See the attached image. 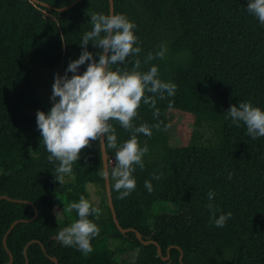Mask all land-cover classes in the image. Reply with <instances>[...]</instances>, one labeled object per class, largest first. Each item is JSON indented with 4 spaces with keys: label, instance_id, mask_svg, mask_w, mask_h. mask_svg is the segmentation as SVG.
<instances>
[{
    "label": "trees",
    "instance_id": "1",
    "mask_svg": "<svg viewBox=\"0 0 264 264\" xmlns=\"http://www.w3.org/2000/svg\"><path fill=\"white\" fill-rule=\"evenodd\" d=\"M42 1L62 7L74 0ZM247 3L114 0L115 14L136 24L142 51L110 67L131 71L139 58V71L155 65L160 79L177 85L174 96H157L158 118L141 102L133 120L136 127L160 123L151 137L138 134L140 146L146 144L149 151L144 168L134 166L135 190L119 199L111 181L120 224L157 241L160 255L156 243L144 244L136 231L123 233L117 226L106 181L99 175L104 168L99 142L81 151L60 185L54 178L59 162H49L36 116L27 113L41 105L34 75L44 69L64 75L82 52L83 35L92 30L91 15H111L110 0H81L66 11L34 0H0V195L30 200L39 209L34 220L21 221L35 215V205L0 200V264L10 260L8 250L13 264H25V247L33 239L41 241L46 252L32 242L28 264H55L51 257L58 264H264V137L252 139L243 122L236 126L227 116L230 106L241 101L264 110V25L247 11ZM162 44L167 46L166 57L145 64L148 53L155 55ZM87 47L98 60L99 49L91 41ZM86 67L87 62L79 72ZM110 123L119 147L131 131L117 121ZM115 151L107 149L109 169L115 166ZM146 180L153 185L151 193L144 187ZM89 184L102 196L99 206ZM209 190L215 193L211 203L219 209L216 216L232 213L224 227L210 223ZM81 195L101 210L99 219L89 217L100 232L87 256L56 239L63 227L78 219L75 210L70 217L66 205L78 202ZM165 203L175 204V211L156 209ZM15 220L20 221L8 233L6 248L4 236Z\"/></svg>",
    "mask_w": 264,
    "mask_h": 264
},
{
    "label": "clouds",
    "instance_id": "2",
    "mask_svg": "<svg viewBox=\"0 0 264 264\" xmlns=\"http://www.w3.org/2000/svg\"><path fill=\"white\" fill-rule=\"evenodd\" d=\"M246 9L264 25V0H248ZM90 22L92 30L86 32L79 43L82 48L79 58L69 62L63 76L55 74L50 97L52 107L47 113L38 110L36 123L49 153V162H59L54 178L60 185L65 182V176L72 173V166L79 160L81 151L89 147L91 142H99V146L105 150L115 149V166L110 169L104 167L99 175L109 182L115 181L114 189L119 193L118 198L124 199L136 188L134 166L138 165L142 170L143 157L149 151L146 144L140 146L138 134L151 137L152 129L159 130L160 127V123L151 127L147 123L134 126L133 120L138 116L141 102L153 108V116L158 118L160 110L156 107L157 96L160 100L174 96L177 85L160 79L155 65L147 71H139L142 63L139 58L135 59L131 71L119 67L113 70L110 67L123 65L128 57H138L142 51L134 33L136 24L127 16L92 14ZM90 41L99 49L98 60L88 50ZM166 53L167 46L162 44L155 55L149 52L143 62L147 64L156 58L164 59ZM86 62V70L81 74L79 68ZM227 116L236 126L243 122L247 135L252 139L264 137V110L253 106L250 101L233 104L227 110ZM113 120L131 131L130 138L119 147L116 129L110 123ZM104 136L106 143L102 139ZM161 175H154L153 179L158 180ZM231 178L232 173H229L228 179ZM144 187L149 193L153 191L150 181L146 180ZM214 197V191L209 190L207 208L212 213L210 223L224 227L232 213H221L217 217L219 209L211 203ZM72 210L78 213V219L63 227L56 239L62 245L75 247L87 256L93 251L91 240L100 232L98 225L89 217L99 219L101 210L83 195L78 202L70 204L69 211Z\"/></svg>",
    "mask_w": 264,
    "mask_h": 264
},
{
    "label": "water",
    "instance_id": "3",
    "mask_svg": "<svg viewBox=\"0 0 264 264\" xmlns=\"http://www.w3.org/2000/svg\"><path fill=\"white\" fill-rule=\"evenodd\" d=\"M34 1H36V2H38V3H41V4H43V5H47V6L53 7V8H55V9L59 10V11H66V10H69L70 8H72L74 5H76V4H77L78 2H80L81 0H74V1L71 2L70 4H68V5H66V6H62V7H55V6L49 4V3L45 2V1H42V0H34ZM110 5H111V15H112V14H115L114 0H110ZM102 139H103V141L106 143L105 136L102 137ZM101 147H102V146H101ZM102 153H103L104 167H108V168H109L107 149L105 150V148L102 147ZM105 181H106V189H107V193H108V202H109V206H110V208H111V210H112L113 217H114V220H115L117 226L119 227V229H120L123 233H126V232H128V231H136V229L133 228V227H127V228H124V227L120 224V222H119V220H118V218H117V214H116V210H115L114 204H113L112 193H111V182H109V181H107V180H105ZM3 198L10 199V200H14V201L25 202V203H29V204H33V205H35V204H34L32 201H30V200H27V199H16V198H12V197H10V196H8V195H5V194L0 195V200L3 199ZM35 209H36V210H35V215H34L32 218H29V219H21V221H32V220H34V219L38 216V213H39V209H38V207H37L36 205H35ZM19 221H20V220H15V221L11 224L10 229L7 231V233H6L5 236H4V245H5L6 248H7V235H8V233L11 231V229H12V228H13V227H14ZM136 233H137L138 238H139L144 244H149V243H151V242L156 243L157 246H158V252H159V254H160V255L162 254V247L160 246V244H159L157 241L152 240V239H147V240H145V239H143V236H142V234H141L140 232L136 231ZM35 241L39 242V243L42 245V248H43V249L45 250V252H46V248H45L44 244H43L41 241L36 240V239L31 240L30 242H28V244H27L26 247H25V254H26V262H25V264H28V261H29L28 256H27V253H26V252H27V248H28V246H29L32 242H35ZM8 251H9V254H10V260L7 262V264H13L14 256H13V254H12V252H11L10 250H8ZM182 256H183V253L181 254V258H182ZM168 257H169V256H166V257H164V259H167ZM51 258H52V260L55 261V264H58V259H57L56 257H51Z\"/></svg>",
    "mask_w": 264,
    "mask_h": 264
},
{
    "label": "rangeland",
    "instance_id": "4",
    "mask_svg": "<svg viewBox=\"0 0 264 264\" xmlns=\"http://www.w3.org/2000/svg\"><path fill=\"white\" fill-rule=\"evenodd\" d=\"M57 72H58L57 69H44L34 75L33 82L38 87V95L41 99V105L39 107L28 108L27 109L28 114L36 116L38 110H42L45 113L50 111L52 104H53L52 100L50 99L51 93H52V85L54 82L55 74H57ZM59 74L63 76L61 73ZM88 188L90 189L93 202L95 203L96 206H99L101 203L102 196L98 192V188L92 184H89ZM66 206L68 208V214L70 215V217H73L74 211L73 210L69 211L70 205H66ZM158 208H162L169 213H173L176 209V205L173 203H165L160 206L156 205V209ZM136 254H137V251L132 253L131 254L132 258H134ZM116 259L120 261L121 259L120 253L116 254Z\"/></svg>",
    "mask_w": 264,
    "mask_h": 264
},
{
    "label": "flooded vegetation",
    "instance_id": "5",
    "mask_svg": "<svg viewBox=\"0 0 264 264\" xmlns=\"http://www.w3.org/2000/svg\"><path fill=\"white\" fill-rule=\"evenodd\" d=\"M130 258H132V255H130Z\"/></svg>",
    "mask_w": 264,
    "mask_h": 264
}]
</instances>
